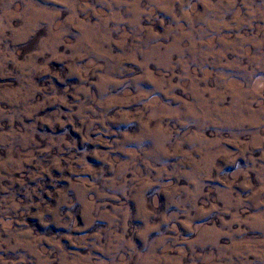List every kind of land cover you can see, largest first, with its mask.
<instances>
[{
	"label": "rangeland",
	"instance_id": "374dc122",
	"mask_svg": "<svg viewBox=\"0 0 264 264\" xmlns=\"http://www.w3.org/2000/svg\"><path fill=\"white\" fill-rule=\"evenodd\" d=\"M0 264H264V0H0Z\"/></svg>",
	"mask_w": 264,
	"mask_h": 264
}]
</instances>
